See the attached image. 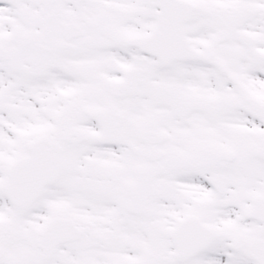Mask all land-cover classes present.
Instances as JSON below:
<instances>
[{"label":"snow or ice","instance_id":"6c2138e0","mask_svg":"<svg viewBox=\"0 0 264 264\" xmlns=\"http://www.w3.org/2000/svg\"><path fill=\"white\" fill-rule=\"evenodd\" d=\"M0 264H264V0H0Z\"/></svg>","mask_w":264,"mask_h":264}]
</instances>
